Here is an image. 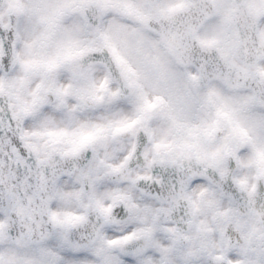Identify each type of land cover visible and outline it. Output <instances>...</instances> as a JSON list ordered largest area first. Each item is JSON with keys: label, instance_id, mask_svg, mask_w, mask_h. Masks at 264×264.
<instances>
[{"label": "snow or ice", "instance_id": "obj_1", "mask_svg": "<svg viewBox=\"0 0 264 264\" xmlns=\"http://www.w3.org/2000/svg\"><path fill=\"white\" fill-rule=\"evenodd\" d=\"M0 264H264V0H0Z\"/></svg>", "mask_w": 264, "mask_h": 264}]
</instances>
